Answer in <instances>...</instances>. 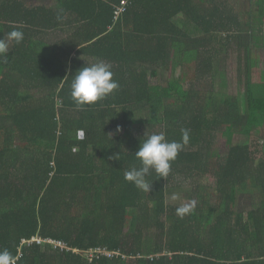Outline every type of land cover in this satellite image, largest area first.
<instances>
[{
	"label": "trees",
	"instance_id": "trees-1",
	"mask_svg": "<svg viewBox=\"0 0 264 264\" xmlns=\"http://www.w3.org/2000/svg\"><path fill=\"white\" fill-rule=\"evenodd\" d=\"M221 1L58 0L52 9L0 0V38L24 32L0 56V249L17 264H264V158L253 151L263 154L264 140L248 141L264 129V75L250 46L264 0H252L247 29ZM255 43L264 48V35ZM227 57L246 86L221 103L203 77L214 82ZM97 59L120 87L80 109L70 75ZM182 129L189 143L166 178L148 177L150 192L124 179L148 134L179 141ZM220 134L223 156L213 148ZM176 177L195 181L183 216L167 203ZM251 196L258 206L245 216Z\"/></svg>",
	"mask_w": 264,
	"mask_h": 264
},
{
	"label": "clouds",
	"instance_id": "clouds-1",
	"mask_svg": "<svg viewBox=\"0 0 264 264\" xmlns=\"http://www.w3.org/2000/svg\"><path fill=\"white\" fill-rule=\"evenodd\" d=\"M23 39L24 32L13 28L7 33L6 38H0V56L7 57L10 44H20ZM70 76L72 77L69 86L70 97L80 109L105 99L120 87L118 81L113 78L111 64L101 59L91 63L87 62ZM119 131L118 127L117 132ZM189 140L188 129L181 130L179 141H169L163 131L148 134L140 142L138 150L134 154L136 160L139 161V166L125 170L124 179L136 188L150 192L151 183L148 177L152 172H155L160 177L166 178L170 173L172 162L176 160ZM115 158L117 159V156ZM176 198L178 197L174 195L173 199ZM190 209L191 206H181L176 209V213L183 216ZM17 260L18 258L7 248L0 249V264H17Z\"/></svg>",
	"mask_w": 264,
	"mask_h": 264
},
{
	"label": "rangeland",
	"instance_id": "rangeland-1",
	"mask_svg": "<svg viewBox=\"0 0 264 264\" xmlns=\"http://www.w3.org/2000/svg\"><path fill=\"white\" fill-rule=\"evenodd\" d=\"M24 4H26L29 7L34 6H46L48 8L56 9L58 8L59 2L58 0H22ZM221 1V0H218ZM122 1V5H123ZM126 2V1H125ZM221 2L226 3V5L230 8H232L233 12L238 15L240 18L243 26L246 28V24L249 22V9L250 4L252 0H222ZM128 1L126 2L123 8L125 10L127 8ZM255 39L249 40L250 46L254 50V56L253 62L254 67L253 72L259 73L260 75H264V48H258L257 44L255 43V40L262 37L264 35V25L260 23H257L255 25ZM247 31V30H246ZM248 35L249 32L247 31ZM66 37V36H65ZM50 38V41L53 44H57V42H60L63 39V36L60 34L59 31L52 32ZM246 39H244L245 41ZM253 54V51H252ZM215 71H217L216 79L214 82L211 81V76L205 75L203 77V85L202 90L206 93L212 92L215 95L216 99L221 100L220 102L223 103L224 101L230 99L228 96H240L242 97L245 93V82L242 84V77L240 73H238L237 68V60L235 57H227V58H221L215 63ZM167 74L166 73L162 78H160V81L164 84L167 83ZM186 88H190L189 84H186ZM241 139L240 135H234L233 142L236 143ZM264 140V129L254 130L253 134L249 138V143L251 144V148L254 149L256 146L255 141H261ZM213 148L218 151V154L225 155L228 152V143H227V136L219 135L217 138V141L213 144ZM257 154V157L264 158V153L261 154V150H253ZM194 178L187 179L186 177H176L173 179L171 184L168 187V193H167V203L169 206H191L194 208L193 204L196 201V198L193 194V184H194ZM206 184H210V187H212L214 183V179L210 177L209 181H203ZM192 191V192H191ZM210 191L213 193L214 189L211 188ZM177 196L178 198L173 199V196ZM258 206L257 197L251 196V197H245L242 200L241 207L243 209V213L246 216L248 211L251 209H254ZM137 216L129 217L127 220V227L126 232L127 233H134L136 232L137 228Z\"/></svg>",
	"mask_w": 264,
	"mask_h": 264
},
{
	"label": "built area",
	"instance_id": "built-area-1",
	"mask_svg": "<svg viewBox=\"0 0 264 264\" xmlns=\"http://www.w3.org/2000/svg\"><path fill=\"white\" fill-rule=\"evenodd\" d=\"M126 4V2H123V5H125ZM122 10H123V8H122ZM38 242H40V241H38Z\"/></svg>",
	"mask_w": 264,
	"mask_h": 264
},
{
	"label": "crops",
	"instance_id": "crops-1",
	"mask_svg": "<svg viewBox=\"0 0 264 264\" xmlns=\"http://www.w3.org/2000/svg\"><path fill=\"white\" fill-rule=\"evenodd\" d=\"M62 35V34H61ZM63 36V35H62ZM52 43V42H51Z\"/></svg>",
	"mask_w": 264,
	"mask_h": 264
}]
</instances>
